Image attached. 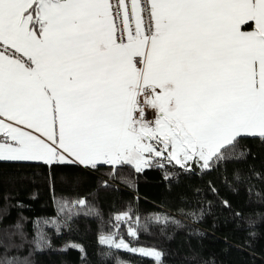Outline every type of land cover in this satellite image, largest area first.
Wrapping results in <instances>:
<instances>
[{
  "label": "snow or ice",
  "instance_id": "1",
  "mask_svg": "<svg viewBox=\"0 0 264 264\" xmlns=\"http://www.w3.org/2000/svg\"><path fill=\"white\" fill-rule=\"evenodd\" d=\"M246 137L264 141V0H0V161L207 170Z\"/></svg>",
  "mask_w": 264,
  "mask_h": 264
},
{
  "label": "trees",
  "instance_id": "2",
  "mask_svg": "<svg viewBox=\"0 0 264 264\" xmlns=\"http://www.w3.org/2000/svg\"><path fill=\"white\" fill-rule=\"evenodd\" d=\"M239 147L247 150L246 157L207 170L173 164L140 173L127 165L119 172L106 165L89 170L58 166L50 172L38 163L0 161V229L21 221L29 241L20 248H0V259L6 255L24 264H264V141L246 137ZM34 225L47 238L38 249L31 243ZM108 235L133 248L159 251L161 259L109 248L99 242Z\"/></svg>",
  "mask_w": 264,
  "mask_h": 264
},
{
  "label": "rangeland",
  "instance_id": "3",
  "mask_svg": "<svg viewBox=\"0 0 264 264\" xmlns=\"http://www.w3.org/2000/svg\"><path fill=\"white\" fill-rule=\"evenodd\" d=\"M127 226V225H126ZM101 239V238H100ZM100 241V240H99ZM104 245V244H103ZM136 249H143V250H145V251H153V250H151V249H144V248H136ZM121 250H124V249H121ZM124 251H126V250H124ZM127 252H130V253H133V254H135V255H138V256H141V257H145V258H148V259H154L153 257H151V256H147V255H141V254H139L138 252H132V251H127ZM155 260V259H154Z\"/></svg>",
  "mask_w": 264,
  "mask_h": 264
},
{
  "label": "built area",
  "instance_id": "4",
  "mask_svg": "<svg viewBox=\"0 0 264 264\" xmlns=\"http://www.w3.org/2000/svg\"><path fill=\"white\" fill-rule=\"evenodd\" d=\"M152 117H153V114L151 113V111H149L148 113H147V118L148 119H152ZM89 170V169H88ZM120 224H124V225H127V221H126V219H120V222H119Z\"/></svg>",
  "mask_w": 264,
  "mask_h": 264
},
{
  "label": "crops",
  "instance_id": "5",
  "mask_svg": "<svg viewBox=\"0 0 264 264\" xmlns=\"http://www.w3.org/2000/svg\"><path fill=\"white\" fill-rule=\"evenodd\" d=\"M106 166H108V165H106ZM80 167H83V166H80ZM189 167H191V165Z\"/></svg>",
  "mask_w": 264,
  "mask_h": 264
}]
</instances>
